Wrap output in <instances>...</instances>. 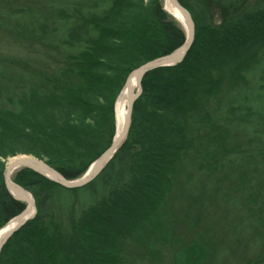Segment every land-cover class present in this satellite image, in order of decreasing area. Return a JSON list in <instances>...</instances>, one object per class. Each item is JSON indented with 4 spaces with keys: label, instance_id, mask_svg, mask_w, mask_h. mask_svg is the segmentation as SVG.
Listing matches in <instances>:
<instances>
[{
    "label": "trees",
    "instance_id": "trees-1",
    "mask_svg": "<svg viewBox=\"0 0 264 264\" xmlns=\"http://www.w3.org/2000/svg\"><path fill=\"white\" fill-rule=\"evenodd\" d=\"M177 2L192 43L180 63L142 77L126 138L98 176L66 189L28 168L12 174L36 213L0 264H213L211 213L253 226L251 243L264 230V0ZM82 8L59 9L75 23L56 42L44 29L15 32L32 51L0 55V229L26 208L2 160L28 155L79 179L113 143L128 76L186 41L161 0Z\"/></svg>",
    "mask_w": 264,
    "mask_h": 264
},
{
    "label": "rangeland",
    "instance_id": "rangeland-1",
    "mask_svg": "<svg viewBox=\"0 0 264 264\" xmlns=\"http://www.w3.org/2000/svg\"><path fill=\"white\" fill-rule=\"evenodd\" d=\"M90 1L92 0H89L87 3L90 4ZM145 2H147V0H145ZM161 2L162 8L165 11L164 0H161ZM87 3L85 0H12L11 4L7 3L4 7L0 5V55L3 57L24 56L26 52L32 51V48L28 49L27 42L19 43L15 32L19 35H23L25 32L32 29L34 31H43L44 29V31L53 32L50 41L56 42V39L63 37L67 28L75 23L74 17L70 16V18L68 17L69 19L64 17L60 18V16H58V13L60 12L59 9H63L69 15L73 10L81 7H83V10H86L84 7L88 5ZM168 16L181 28L172 16L169 14ZM33 44L35 48L39 47L37 43ZM136 92L137 89H134L133 94L135 95ZM256 151L264 153V150L261 149ZM18 156L35 159L28 155ZM12 158L2 160L5 168L7 167L8 160ZM256 177L264 180L263 175ZM244 212L245 211L239 209L237 218L243 216ZM209 216L211 221H213V224L208 225L212 230L209 235H207V240L211 242L213 249L215 250L212 261L213 264H255L253 263L254 258L258 257L255 252H260V254L264 256V230H261L256 226L255 228L259 230V235H257L255 242L251 243L250 238L254 234L253 226H248L247 223H241L239 221V223H236L231 219H222L220 211L213 212ZM246 245H248L247 249L249 248V250L245 248ZM134 260L135 264H157L149 263L148 261L142 262L140 257L138 258L135 256ZM258 264H264V261L259 262Z\"/></svg>",
    "mask_w": 264,
    "mask_h": 264
},
{
    "label": "water",
    "instance_id": "water-1",
    "mask_svg": "<svg viewBox=\"0 0 264 264\" xmlns=\"http://www.w3.org/2000/svg\"><path fill=\"white\" fill-rule=\"evenodd\" d=\"M172 2L174 3V5L183 13L184 18L186 19V22L188 24V32L186 33V41L185 43L178 48L177 50H175L174 52H172L171 54L158 58L154 61L148 62L146 64H144L143 66L139 67L138 69H136L135 71H133L127 78L124 87L127 85L128 83V79L131 75H136L138 78V87H137V92L134 95H131L129 98V109H128V117H127V124H126V128L124 131V134L122 136V142L119 145H115V143L113 142L112 145L110 146V148L108 150H106L95 162H93L91 164V166L88 168V170L84 173V175L82 177H80L79 179L76 180H72V181H68L65 180L60 174H58L56 171H54L52 168H50L49 166H47L43 161H39L37 159H31V160H26L23 162L24 166L21 168H28L34 172H36L37 174H39L40 176L60 185L63 188L66 189H79L82 188L84 186H86L87 184H89L91 181H93L98 174L103 170V168L106 166V164L109 162V160L113 157V155L116 153V151L119 149V147L121 146V144L123 143V141L126 138L127 135V131L129 128V124H130V115H131V107H132V103L134 102V100L139 96L140 92H141V86H140V81L142 79V77L149 72L150 70H153L155 68H159V67H171L174 66L178 63H180L183 59V57L185 56L187 50L189 49L192 40H193V35H194V26H193V22L191 20V17L189 15V13L187 11H185L177 2V0H172ZM123 87V88H124ZM122 88V90H123ZM121 90V91H122ZM121 93V92H120ZM119 93V95H120ZM118 95V97H119ZM117 97V99H118ZM116 99V101H117ZM116 103V102H115ZM18 167L17 165H13L10 168H8V166L5 168L4 171V179H5V186L7 191L9 192V194L12 196L13 199L23 202L26 204V208L23 210V212L21 214H19L18 216H16L13 219L19 218L22 215H24L27 211H28V203L25 199L24 196L20 195H13L10 192V188H9V180H11V175L14 172H9L8 169L13 170L16 169ZM19 168V169H21ZM17 169V170H19ZM15 185V184H14ZM18 189L24 191L23 189H21L19 186L15 185ZM26 192V191H24ZM27 194H29L28 192H26ZM30 195V194H29ZM31 197V195H30ZM32 198V197H31ZM31 206L33 208V215L31 217H29L28 219L25 220H19L17 226L12 229L0 242V249L3 246V244L7 241V239L14 233L16 232L19 228H21L28 220H30L31 218H33V216L36 213V209L34 206V201L33 198L31 200ZM12 219V220H13ZM11 221V220H10ZM9 221V222H10Z\"/></svg>",
    "mask_w": 264,
    "mask_h": 264
},
{
    "label": "bare ground",
    "instance_id": "bare-ground-1",
    "mask_svg": "<svg viewBox=\"0 0 264 264\" xmlns=\"http://www.w3.org/2000/svg\"><path fill=\"white\" fill-rule=\"evenodd\" d=\"M164 9L165 11L172 16L176 22L181 26V28L185 31V33L188 32V24L186 22V19L184 18L183 13L174 5L172 0H164ZM138 85V78L136 75H131L128 79L127 85L123 88L121 91L116 103H115V134H114V139L113 142L115 145H119L122 142V136L124 134L126 124H127V117H128V109H129V98L131 95H133L134 89H137ZM26 160H31L29 157L25 156H18L12 159H9L7 162L8 168H10L13 165H17L18 167L16 169H13L9 172H14L15 170L21 168L24 166L23 162ZM12 176V175H11ZM9 188L10 192L13 195H22L25 197L27 203H28V211L22 215L19 218L13 219L10 222H8L4 227L0 229V242L2 239L12 230L14 229L19 220H25L28 219L33 215V208L31 206V200L32 198L30 197L29 194L26 192L18 189L14 183H12L11 180H9Z\"/></svg>",
    "mask_w": 264,
    "mask_h": 264
}]
</instances>
